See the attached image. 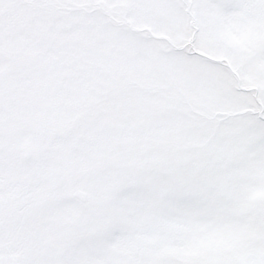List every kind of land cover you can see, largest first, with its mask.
Here are the masks:
<instances>
[{"label":"snow or ice","instance_id":"1","mask_svg":"<svg viewBox=\"0 0 264 264\" xmlns=\"http://www.w3.org/2000/svg\"><path fill=\"white\" fill-rule=\"evenodd\" d=\"M0 264H264V0H0Z\"/></svg>","mask_w":264,"mask_h":264}]
</instances>
